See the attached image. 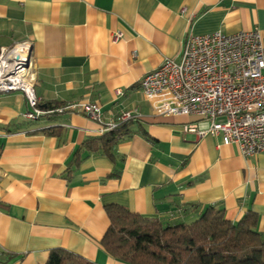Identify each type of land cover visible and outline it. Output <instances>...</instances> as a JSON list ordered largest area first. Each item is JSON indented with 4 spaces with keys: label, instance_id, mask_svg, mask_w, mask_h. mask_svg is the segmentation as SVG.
<instances>
[{
    "label": "crops",
    "instance_id": "1",
    "mask_svg": "<svg viewBox=\"0 0 264 264\" xmlns=\"http://www.w3.org/2000/svg\"><path fill=\"white\" fill-rule=\"evenodd\" d=\"M252 30L264 41V0H0V49L30 42L40 105L65 108L29 121L23 93L0 94V250L17 255L10 264H45L57 248L127 264L101 246L109 205L169 224L211 206L233 223L252 212L264 235V155L185 130L207 129L200 117L156 115L140 86L180 59L189 34ZM82 104L99 106L103 123L66 109ZM126 112L142 118L115 161L84 151L72 163Z\"/></svg>",
    "mask_w": 264,
    "mask_h": 264
},
{
    "label": "built area",
    "instance_id": "2",
    "mask_svg": "<svg viewBox=\"0 0 264 264\" xmlns=\"http://www.w3.org/2000/svg\"><path fill=\"white\" fill-rule=\"evenodd\" d=\"M32 64L30 42L2 47L0 94L23 93L30 107L25 114L29 121L64 112L65 108L40 107ZM140 86L156 115L200 117L208 121L207 129L188 125L185 130L200 139L212 136L220 138L224 145L235 144L245 157L264 155V41L260 31L189 34L180 59L165 60L143 76ZM75 108L103 123L99 106L66 107ZM141 118L139 113L126 112L104 129L112 130L119 122Z\"/></svg>",
    "mask_w": 264,
    "mask_h": 264
},
{
    "label": "trees",
    "instance_id": "3",
    "mask_svg": "<svg viewBox=\"0 0 264 264\" xmlns=\"http://www.w3.org/2000/svg\"><path fill=\"white\" fill-rule=\"evenodd\" d=\"M47 108L56 110L62 106L50 104ZM134 122L136 120L119 122L114 129L85 141L72 163L78 165L84 151L115 161L118 145L135 133ZM105 211L110 223L101 246L118 261L127 264H264V235L257 229L259 218L255 213L249 212L233 223L226 218L223 209L211 206L193 222L169 224L120 205L106 206ZM16 257L0 250V264H10ZM45 264L94 263L57 248L49 252Z\"/></svg>",
    "mask_w": 264,
    "mask_h": 264
}]
</instances>
